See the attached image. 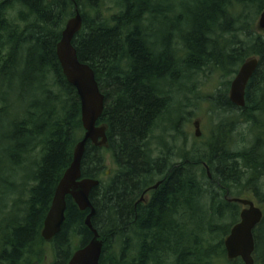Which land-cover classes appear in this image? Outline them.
<instances>
[{
    "label": "trees",
    "instance_id": "16d2710c",
    "mask_svg": "<svg viewBox=\"0 0 264 264\" xmlns=\"http://www.w3.org/2000/svg\"><path fill=\"white\" fill-rule=\"evenodd\" d=\"M119 3L105 17L102 0H0V264H23L40 251L56 188L85 135L80 98L57 57L76 6L83 26L73 44L106 98L99 125L107 127L108 146L89 143L82 161V178L108 179L90 196L104 243L100 264H214L227 258L224 238L240 221L241 206L228 199L252 194L264 211V33L255 25L264 0ZM254 57L246 106L234 105L223 86L211 102L231 118L203 147L189 144L184 115L160 127L170 105L186 111L179 97L193 75L209 68L231 77ZM242 124L251 138L240 148L233 139ZM172 139L175 147L163 151ZM107 154L116 167L109 177ZM160 181L148 206L135 209ZM26 192L18 208L11 196ZM89 213L67 197L54 264H68L91 241ZM254 238L255 264H264V217Z\"/></svg>",
    "mask_w": 264,
    "mask_h": 264
},
{
    "label": "water",
    "instance_id": "95a60500",
    "mask_svg": "<svg viewBox=\"0 0 264 264\" xmlns=\"http://www.w3.org/2000/svg\"><path fill=\"white\" fill-rule=\"evenodd\" d=\"M83 18L76 6L75 16L66 24L62 39L57 46V57L63 73L78 93L81 101L82 125L85 131L83 139L77 144L73 161L60 180L54 195L52 206L45 219L42 231L44 241H53L61 232L66 220L67 197H71L81 212L89 211L85 225L91 231V241L76 251L68 264H100L104 244L98 231L92 224L96 215L90 196L100 186V181L82 178V161L89 143L96 147L107 146V127L98 125L105 110V95L101 92L94 70L79 60L73 42L81 31ZM258 29L264 32V12L258 21ZM259 66V60L253 58L240 68L231 85L230 101L240 107L246 106V89ZM196 137L201 135L200 122L195 123ZM157 184L155 188H158ZM230 202L243 206L240 222L236 224L225 240V249L229 260L241 259L244 264H255L254 230L262 222L263 210L252 200L233 198Z\"/></svg>",
    "mask_w": 264,
    "mask_h": 264
},
{
    "label": "rangeland",
    "instance_id": "374dc122",
    "mask_svg": "<svg viewBox=\"0 0 264 264\" xmlns=\"http://www.w3.org/2000/svg\"><path fill=\"white\" fill-rule=\"evenodd\" d=\"M120 0H102V4L100 7V10L102 12V15L105 17L112 16L116 13H118L121 10L120 7ZM259 21V20H258ZM258 21L256 22V28L258 29ZM259 33H263L259 31ZM256 58V57H254ZM253 59V58H252ZM258 59V58H257ZM237 75H232L226 76L221 74V72H218L217 70L209 69L206 68L202 72L193 75V78L190 79V81H187L185 86H183L182 90H185L182 93V97H179V100L184 102L186 111H184L181 108H178L175 106L174 108H171V105L169 106V109L167 111V115L163 118L166 121L164 122L162 120V123L160 124V127H164L167 123V126L170 127L171 124L174 125L179 121L180 116L184 115L187 117V121H185L182 124V129L185 132V135L187 136V140L190 145H194L196 147H203L207 140L212 137V134L214 130L220 126L221 123L225 122L229 118H231L230 115L221 113L218 108L214 107V104H212V97H214L220 89H225V86H227L228 90V95L231 89L232 82L234 81L235 77ZM228 84V85H227ZM176 101V99H175ZM174 101V103H175ZM189 106V107H187ZM192 113V115H186V113ZM190 120V121H189ZM169 121V122H168ZM196 121L200 122V130H201V135L199 138L196 137V128L194 126V123ZM238 131H235L236 133L234 134V142L238 143L240 148H243V142H247L248 139V127L245 125H239L237 127ZM161 129L159 128L157 132L155 133V137L160 138ZM161 139V138H160ZM159 141V140H158ZM167 144H163V151H168L175 147V141L170 140L166 141ZM247 144V143H245ZM191 147V146H189ZM237 147V145H236ZM175 149V148H174ZM173 149V150H174ZM161 150V151H162ZM160 151V153H161ZM176 157L173 155L172 160L170 161L171 163H176ZM106 169H105V175L107 177L112 175V171L116 169L115 165L113 164L112 158L109 154H107V161H106ZM176 165V164H175ZM101 180L108 181V179L105 176L101 177ZM20 185L22 184L20 181H18ZM29 185H32L28 181ZM12 197V203L18 202V208H23L25 207V200L27 199V192L20 194L16 193ZM233 199L230 198L228 199L229 201ZM244 199L252 200L255 202L256 206L262 208L260 204L256 201V199L253 197V195L249 194L244 197ZM15 206V204H13ZM23 209L19 210L16 214L19 215L20 217L23 216ZM242 209V207H241ZM215 224H220V222L215 221ZM203 233H201L202 235ZM209 236L210 242L213 244H216L219 242L220 237L217 236H211V234H207ZM205 235V236H206ZM226 237L224 238V240ZM74 244V243H73ZM81 246V242L79 243L78 241L75 243L74 250L78 249ZM39 252H37L36 257L29 262H24L23 264H54L55 263V252H54V247L53 243L51 242H44L41 247L39 248ZM118 254V248H116L114 251ZM120 255V254H119ZM38 256V257H37ZM173 262V261H172ZM233 262H230L228 258L226 259H221L218 261H215L214 264H230Z\"/></svg>",
    "mask_w": 264,
    "mask_h": 264
},
{
    "label": "flooded vegetation",
    "instance_id": "af4514ba",
    "mask_svg": "<svg viewBox=\"0 0 264 264\" xmlns=\"http://www.w3.org/2000/svg\"><path fill=\"white\" fill-rule=\"evenodd\" d=\"M195 124V123H194ZM97 148H104V147H97ZM176 164V163H175ZM209 174V173H208ZM159 183H162V181H160V182H158L157 184H159ZM156 184V185H157ZM155 185V186H156ZM161 185V184H160ZM160 185H159V187H160ZM155 186H153L152 188H149V189H147V190H145L141 195H140V198L137 200V202H135V206H134V208L135 209H137V206L139 205V204H142V206H144V207H146V206H148V204L150 203V201H151V199H152V195H153V191H156V190H158L159 189V187L158 188H155ZM103 250H104V248H103ZM129 256H130V254H129ZM102 259V258H101Z\"/></svg>",
    "mask_w": 264,
    "mask_h": 264
},
{
    "label": "bare ground",
    "instance_id": "6f19581e",
    "mask_svg": "<svg viewBox=\"0 0 264 264\" xmlns=\"http://www.w3.org/2000/svg\"><path fill=\"white\" fill-rule=\"evenodd\" d=\"M105 126V125H103ZM93 145V144H92ZM94 146V145H93ZM172 153V152H171ZM163 158V157H162ZM206 169H208V166L207 165H204ZM131 224V223H130ZM101 238V237H100ZM132 253V252H131ZM132 256V255H131Z\"/></svg>",
    "mask_w": 264,
    "mask_h": 264
}]
</instances>
